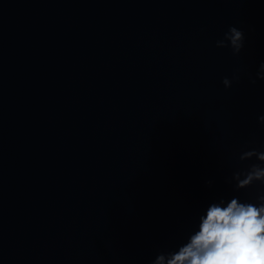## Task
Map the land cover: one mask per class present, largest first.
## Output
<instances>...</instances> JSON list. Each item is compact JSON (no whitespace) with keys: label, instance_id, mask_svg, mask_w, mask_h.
<instances>
[{"label":"water","instance_id":"1","mask_svg":"<svg viewBox=\"0 0 264 264\" xmlns=\"http://www.w3.org/2000/svg\"><path fill=\"white\" fill-rule=\"evenodd\" d=\"M262 62L264 0H0V264H152L255 202Z\"/></svg>","mask_w":264,"mask_h":264},{"label":"clouds","instance_id":"2","mask_svg":"<svg viewBox=\"0 0 264 264\" xmlns=\"http://www.w3.org/2000/svg\"><path fill=\"white\" fill-rule=\"evenodd\" d=\"M244 42V32L231 26L223 38L215 42V47L228 48L234 57H238ZM239 72L237 69L231 79H222L226 90L233 82H239ZM256 79L264 80V62L259 65ZM250 82L255 84L256 80ZM258 123L264 125V115L258 117ZM253 157L257 163L233 173L231 181H235L236 191L257 183L264 188V150L245 151L239 161ZM207 183L211 185V181ZM152 264H264V192L257 193L255 202H242L239 197H234L226 204L223 199L211 203L199 219L198 231L174 253L158 254Z\"/></svg>","mask_w":264,"mask_h":264}]
</instances>
